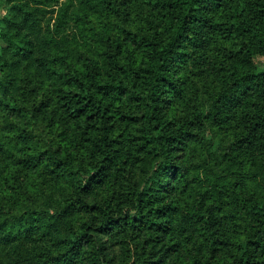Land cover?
Masks as SVG:
<instances>
[{
  "label": "trees",
  "instance_id": "obj_1",
  "mask_svg": "<svg viewBox=\"0 0 264 264\" xmlns=\"http://www.w3.org/2000/svg\"><path fill=\"white\" fill-rule=\"evenodd\" d=\"M0 9V264H264V0Z\"/></svg>",
  "mask_w": 264,
  "mask_h": 264
},
{
  "label": "rangeland",
  "instance_id": "obj_2",
  "mask_svg": "<svg viewBox=\"0 0 264 264\" xmlns=\"http://www.w3.org/2000/svg\"><path fill=\"white\" fill-rule=\"evenodd\" d=\"M3 12L2 10L0 9V15H2ZM255 63L256 65L258 66L259 70H263L264 69V58L263 57H257L255 58ZM118 253V250L115 248H113V251H112V254H117Z\"/></svg>",
  "mask_w": 264,
  "mask_h": 264
}]
</instances>
